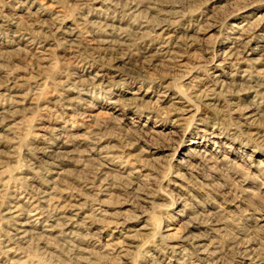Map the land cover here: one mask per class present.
Masks as SVG:
<instances>
[{"label":"rangeland","instance_id":"374dc122","mask_svg":"<svg viewBox=\"0 0 264 264\" xmlns=\"http://www.w3.org/2000/svg\"><path fill=\"white\" fill-rule=\"evenodd\" d=\"M0 264H264V0H0Z\"/></svg>","mask_w":264,"mask_h":264},{"label":"bare ground","instance_id":"6f19581e","mask_svg":"<svg viewBox=\"0 0 264 264\" xmlns=\"http://www.w3.org/2000/svg\"><path fill=\"white\" fill-rule=\"evenodd\" d=\"M234 53H235V51H234ZM234 55H235V54H234ZM236 56H237V55H236ZM237 57H238V56H237ZM237 57H236V58H237ZM237 61H238V60H237ZM217 77H218V76H217ZM103 79H104V78H103ZM138 99H139V98H138ZM141 101H142V100H141ZM11 212H12V211H11ZM17 212H18V211H17ZM14 217H15V216H14ZM24 224H25V223H24ZM23 226H24V225H23ZM23 231H24V230H23ZM20 233H21V232H20ZM23 233H24V232H23Z\"/></svg>","mask_w":264,"mask_h":264}]
</instances>
